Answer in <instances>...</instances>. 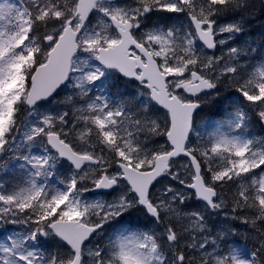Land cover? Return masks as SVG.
I'll return each mask as SVG.
<instances>
[{
	"label": "snow or ice",
	"instance_id": "obj_1",
	"mask_svg": "<svg viewBox=\"0 0 264 264\" xmlns=\"http://www.w3.org/2000/svg\"><path fill=\"white\" fill-rule=\"evenodd\" d=\"M257 18L0 0V264H264Z\"/></svg>",
	"mask_w": 264,
	"mask_h": 264
},
{
	"label": "trees",
	"instance_id": "obj_2",
	"mask_svg": "<svg viewBox=\"0 0 264 264\" xmlns=\"http://www.w3.org/2000/svg\"><path fill=\"white\" fill-rule=\"evenodd\" d=\"M259 14L257 13V16ZM249 28L252 30V37L251 39L255 40L257 43L260 41V33L264 32V19H254L252 20ZM253 131H261L259 126H253Z\"/></svg>",
	"mask_w": 264,
	"mask_h": 264
}]
</instances>
